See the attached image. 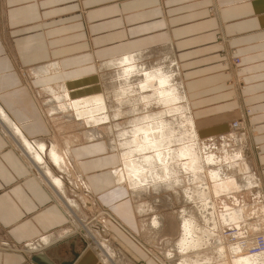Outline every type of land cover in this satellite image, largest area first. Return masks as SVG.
I'll return each mask as SVG.
<instances>
[{
    "label": "crops",
    "instance_id": "1",
    "mask_svg": "<svg viewBox=\"0 0 264 264\" xmlns=\"http://www.w3.org/2000/svg\"><path fill=\"white\" fill-rule=\"evenodd\" d=\"M150 46L169 49L172 83L197 120V131L224 134L229 118L242 120L243 139L234 151L242 152L243 141L249 155L242 153L237 162L251 164L255 181L230 193H237L236 204H222L240 211L238 230L264 233V0H0V109L35 147L50 98L44 88L95 79L102 63ZM231 58L239 64L234 67ZM43 67L48 72L39 73ZM197 118H204V127L199 128ZM217 119L221 124L207 123ZM84 143L73 151L82 169L78 174L90 194L102 200L118 187L111 171H99L118 162L107 146V155L100 145L96 152H82ZM18 153L0 128V243L18 247L16 252L0 251V264H106L80 237L64 235V207ZM102 160L108 164L99 168ZM110 215L108 230L117 236L111 240L127 257L130 242H141L129 228L143 225L134 227L136 213L128 222ZM136 246L153 262L147 264L158 263L147 248ZM120 255L117 264H123Z\"/></svg>",
    "mask_w": 264,
    "mask_h": 264
},
{
    "label": "bare ground",
    "instance_id": "2",
    "mask_svg": "<svg viewBox=\"0 0 264 264\" xmlns=\"http://www.w3.org/2000/svg\"><path fill=\"white\" fill-rule=\"evenodd\" d=\"M158 52L162 54L164 52H169V49L164 48ZM143 57H145L143 54L129 55L104 62L97 67V70L100 69L103 71V69L110 67L120 69L107 75L108 77L117 76L119 78L118 81L109 78V87H103L102 91L98 90L95 92L91 90L94 87H91V89L87 87L80 89L78 98H73V100H68V102H65V97H58L57 100L66 103V109L70 110L72 113L66 116V121H77L84 126V146H89L97 142L98 144L102 143L103 147L107 146L111 151H115L114 154L118 164L112 169L111 176L117 183V186L123 184L124 188L130 193L134 211L137 216L140 217L148 213L147 207L140 201L143 200L151 190L152 192L173 190L183 204H192V208L185 207L177 215L176 221L178 222L177 227H179V236L177 241L172 243L173 245L170 243V250L173 252H166L163 257L160 256L159 258L153 257L151 255L152 253L147 248L148 253L158 262L157 264H175V256L173 255L177 254L179 259L178 264H211L212 257H201L199 251L202 246L204 247L207 244V237L212 235V231L208 228L212 230H214V228L218 229L216 226L217 222L213 220V211L215 209L213 196L219 195L220 193L229 195L240 187L246 188L252 185L255 181V178L252 176L253 174H251L252 167L249 162H237L242 158V152L239 151V149L233 151L234 153L232 155H225L227 158L233 160V162H236L231 169L234 175V180H231L226 177L221 168L213 169L215 162H217V160H214L213 155L204 156L205 159L198 156V147H196V139L198 136L194 128L193 120L188 113L189 111L186 103L183 102L184 98L180 95L179 86L177 83H172L173 72L170 66L174 62L173 58L171 55L165 58L167 61L169 60V65L149 67L136 63V60ZM38 72L46 73L48 70L46 67H43L38 69ZM88 84L89 83L86 84L85 81L84 83H73V81L68 83L71 90L77 87H86ZM158 86L160 87L158 93H155L153 97L157 100V104L165 108L161 110L160 113L151 114L148 115V117L143 115L141 116L143 117L142 119L129 118L127 126L130 129L118 130L115 136L113 128L114 126L115 129L117 128V121H119L121 117L133 116L132 114L138 111L136 108H132L127 112L120 109L123 107V104H130L132 102L130 98H127L130 92H138L145 88L156 90ZM60 89L64 91V86H61ZM48 90L52 92V89L48 88ZM148 98L146 99L148 100ZM140 100H142L141 97ZM111 101L115 102V106L113 105L111 107L113 111L110 108L111 104L109 105ZM147 104L149 103L147 102ZM57 105L59 107L51 110L52 113H57L64 109L63 104L58 103ZM109 110L113 113L111 114ZM140 110L139 108V111ZM179 110L182 111V115L178 117V121L174 118L171 120L163 119L167 114H175ZM64 114L66 115V113ZM134 115L136 116V114ZM147 119L150 123L145 121ZM105 124L107 125L106 137L103 135L104 133L102 134V129L100 130L102 125ZM0 128L8 140L25 156L38 177L42 179V182L48 185L53 195L58 198L63 206L59 204L67 210L68 214L72 216L77 223H80L79 226L83 229L87 237L91 238L97 252L102 256L101 258L108 264H115L116 256L109 243L100 241V237L95 238L96 234L90 231V227L87 224H81L79 220L80 217L77 216L79 211L78 204L64 196L62 181L54 176L44 161L43 155L45 151L43 150L45 146L37 142L35 147H32L22 136L20 130L9 121L8 117L1 109ZM176 140L179 143L185 140L187 141L182 146L180 145L179 148H175L174 145H176ZM190 140H193V144L189 143ZM233 140L237 144L241 139L238 136H233ZM86 141L90 143L88 144ZM66 146L68 147L67 156L70 157V144ZM47 157L50 163L57 169H63L65 166V158L61 156L60 152L57 150V146L50 147ZM73 157L75 159V156ZM78 163L79 161L77 162V168L81 173L82 169ZM209 166L212 167V169H209ZM209 183H212V185ZM83 185L86 187L84 183ZM222 194H220V196ZM225 206L222 207L226 208L227 206ZM229 209L226 208V211L218 214V216L220 215L218 223L222 225L224 223L229 224V228H237L241 225L242 220V216L239 213L240 211L237 212L233 208L231 210ZM191 211L194 212L195 216ZM160 214L158 215L155 213L147 223V226L153 228L157 234L163 230L166 223L165 218ZM197 217L201 219L204 218V224L201 223L200 225V220ZM235 234L241 236L243 234L248 235V233L241 230ZM217 236L215 237V243L211 242L213 244L212 248L215 249V251H213L211 247L210 250L213 251V256L218 260V264H264V249L256 254L243 255L241 253L243 247L238 242L228 244L226 241L217 240ZM46 240L47 239H43L42 242ZM213 240L214 239H212V241ZM253 245V243L246 244L245 247L248 248ZM26 248L31 249L35 247L29 245L26 246ZM117 260L119 262L121 261L119 257Z\"/></svg>",
    "mask_w": 264,
    "mask_h": 264
},
{
    "label": "rangeland",
    "instance_id": "3",
    "mask_svg": "<svg viewBox=\"0 0 264 264\" xmlns=\"http://www.w3.org/2000/svg\"><path fill=\"white\" fill-rule=\"evenodd\" d=\"M160 49H162V48L158 49L155 46H150L149 48H138V49H133V50H127V51H123L122 53H119L117 55V57L120 58L122 56H126L129 54L130 55H137L139 53H143V54L147 53L148 55H145V57L141 58L142 60L141 59L136 60V63L138 65L149 66V67H152V66H159L160 67L162 65L163 66L166 65V64H164V62H167V64L169 65V62H168L169 60L167 61V59H165L166 57L168 58V55H169L168 52H164L161 54L160 52L157 51V50L161 51ZM151 53H153V54H151ZM231 64L234 67L237 66L239 64V59L238 58H231ZM115 70H120V69H115V68H111V67L105 68V69H103V71H101L100 69H98V70L96 69L97 72H96L95 79L85 80L86 84L89 83L85 88L88 87L89 89H91V87L92 88L94 87L95 89L93 88L91 90H93L95 92L98 90L102 91L103 87L108 88L109 87L108 82H110L109 78H113L114 81L119 80V78L117 76H112V77L107 76L108 74L113 73V71H115ZM66 83H68V82H66ZM66 83H64V84L60 83V84H57V86L56 85L54 87L49 86V87L43 89V92L48 94V96H50L49 100L46 102L47 111L42 110L44 114L46 112V115L43 117L45 124L40 125V127L44 131L39 133L38 136L35 137L36 139L33 140V142L34 143L40 142L45 146L46 150H45L44 155H43L44 161H45L46 165L49 167V169L52 171L54 176H56L57 178H59L62 181L63 187H64L63 188L64 189V196L67 199L73 200L78 204L79 211H78L77 216L80 217L79 220H80L81 224L82 225L87 224L90 227V231L93 234H96L97 237L95 236V238L100 237L99 238L100 241L106 242V243L108 242L113 253H115L116 259H117V257H119L120 254H122L123 264H147V262L150 261L149 258L147 257V255L144 252H143L144 253L143 254L142 251H140L138 249L139 247L136 246V245L143 246L144 249L147 248L145 245H143L141 243L142 241L145 244H147L148 249L152 253L151 255L153 257L155 256V257L160 258V256L163 257L166 254V252H168V253L173 252L172 250H170L171 249L170 246L172 243H175L177 241L178 236H179V227H177L178 222L176 221L177 215L179 214V212L183 208H185V207L186 208H192L193 207L192 204H183L182 201L180 200V198H178L176 196V193L173 190H162L159 192H152V190H151L148 193V195H146L143 198V200L140 201L143 203V205H145L147 207L148 213L143 214L140 217L136 215V218L138 220L137 221L134 220V222H133L134 227L136 228V226L138 225L137 222L138 223L140 222L143 225V227H140V228L138 226L139 231L137 229H134V231H133L131 228H129L130 232H132L137 239L141 238V242L139 241V243H137V242L133 241V239H131L136 245L134 243L130 242V246L128 247L129 249L126 252L127 257H126V254L124 252L125 251L124 248L121 247L119 245V243H117L116 239L113 238V241L111 240L112 236L113 235L116 236V234H114L110 229L108 230V226H110V225H107V221H106L108 219L107 216H111L110 213L113 215L116 214L115 216H117V217L119 216L120 217V218L118 217L119 219H121L122 221L125 220L128 222L129 215H130V217L135 216L134 209H133V206H131L132 203L130 202L127 190L124 188L123 184H122L123 186L122 185L117 186L118 187L117 190L112 191L111 196L104 197L101 200L96 195H94V194L91 195L90 191H88L87 188L83 185V180L81 178H79L80 175L78 174L79 171L77 168V162L80 160L76 159L77 156L73 151H75L76 148L79 149L80 145L76 146L77 144L84 142V138H83L84 126L77 121H66L65 120L66 116H68L69 114H72V113L70 110L66 109V103L59 102V100H57V99H58V97H65L66 98L65 102H68V100H73V98H78L80 93L79 92L74 93V91L77 90V88L74 89V91H73L70 89L69 85L67 87ZM61 86H64V91L60 89ZM135 86H137V85H135ZM182 86H183V90H185V86L183 84H182ZM170 87H172V86H170ZM48 88L52 89V92L49 91ZM133 88H135V87H133ZM159 88L160 87L158 86V88L156 90H154L152 88H149V89L145 88V89L139 90L138 92H130V94L127 96V98H130L132 102L130 104L125 103V105L123 104L122 108H120V107L119 108L125 112L131 110L132 108H136V109H138V111L136 113H133L132 114L133 116L121 117L119 119V121H117V123H118L117 128L115 129V126L113 128L115 136H116V132L118 130L121 131V130H129L130 129L127 126V121L129 118L142 119L143 117H141V116H143V115H146L148 117V115H151V114L154 115L155 113H160V111L165 108V107L163 108L162 105L157 104V100H155V97H153L155 95V93H158ZM45 89H47V90H45ZM171 89H173V88H171ZM140 97L142 98V100H140ZM145 97L146 98L149 97L148 100ZM134 98H135V100H134ZM147 102L149 104H147ZM58 103L63 104V107H64L63 110L64 111L62 110V111L57 112V113H52L51 110L55 109L56 107H59L57 105ZM112 103H114V104H112ZM109 105L111 108L113 105L115 106V102L111 101L109 103ZM139 108L142 111L141 110L139 111ZM111 110L113 111V108H111ZM111 110H109V112L112 114L113 112ZM246 112H247V110H246ZM64 113H66V115ZM134 114H136V116ZM181 115H182V111L179 110L175 114H171V115L167 114L166 117H163V119L171 120L172 118H174L175 120L178 121V117H180ZM192 119H193V122L195 124L196 131H197L198 130V126L196 125L197 120L194 118V116H192ZM197 119L200 121V124H202V125H199V128L204 127L203 126V124H204L203 119L204 118H197ZM210 120H208L207 123L221 124V122H222L218 119L216 120L217 122H211ZM145 121L150 123L148 121V119ZM242 124H243V122L239 118H229V122L226 123V125L228 126V129L224 134L214 133L212 135L207 134L208 136H205L204 133L201 134L199 131H197L198 137L196 139V141H197L196 147H198L197 148L198 156L203 157V159H205L204 156L213 155L214 160H217V162H215V165H214L215 167L213 166V169L214 168H221L224 171L226 177L228 179H231V180H234V175H233L231 169H232V166L234 164H236V162H233V160L227 158L225 155H232L234 153L233 151H234V148L236 146V143L233 140V136H235L236 133L239 134L240 139H243L240 136L242 133L241 132L239 133V131H241V129H242ZM100 130L102 131V134L104 133L103 135L106 137L107 125L106 124L102 125ZM49 132H50V134H49ZM245 136H246V134H245ZM78 141H79V143H78ZM176 141H175L176 145H174V147L179 148L180 145L182 146L187 140H185L182 143H179L178 141L177 142ZM30 142H32V141H30ZM189 143L193 144V140H190ZM68 144H70L69 150L71 152L70 153L71 158L67 156L68 155V153H67L68 147L66 145H68ZM73 144H75V145H73ZM97 145H100V150L102 152H105V147H103L102 143L98 144L97 142H95L89 146H87V145L81 146V148H82L81 151L85 152V153L86 152L91 153L94 151L96 152ZM132 145L134 146L133 143H132ZM51 146H57V150L60 152L61 156H63L65 158L66 162H65V166L63 167V169H57L56 167H54L50 163V161L47 157V151L50 149ZM228 146H230V147H228ZM242 146H243L242 147V153L245 157H247V155H249L248 154L249 151L247 150L246 147H244L243 141H242ZM223 149H227V151L229 153L227 151L225 153V151ZM112 152L115 153V151H112ZM18 154L23 158V160L26 163L29 162L20 151ZM103 154L107 155V152H105ZM73 156H75V159ZM223 161H225V164L222 163ZM107 164L108 163L106 161L102 160L100 162L99 168H101L102 166H105ZM30 168H32V167H30ZM205 168H206V166H205ZM32 169H34V168H32ZM112 169H114V165H112L110 169H107V168H105L104 170L100 169L99 172H106V171L109 172V171H112ZM209 169H212V167L209 166ZM62 170H63V172H62ZM96 171H97V169H96ZM96 173H98V171ZM36 176L38 177L37 174H36ZM38 178L40 180H42L40 177H38ZM42 183L46 186V188L49 190V192L55 198V201L57 200V202L62 205V203L58 200V198H56V196L53 195V192L48 187V185L45 182H42ZM111 184L113 185V183H111ZM210 185H212V183ZM111 188H112V186H111ZM212 189H213V186H212ZM234 192L235 191H233V193ZM180 194L182 196L181 192H180ZM220 194H222V193H220ZM220 194L214 195L215 197L213 196L214 202H215V209L213 211V217H214L213 220H215L217 222L216 226L218 227V229L214 228V230H212L211 228H208V229H210V231H212V235L208 236L209 238L207 237V244L204 247L202 246V248L199 251L201 257L202 256L212 257L211 264L218 262V260L215 259L216 257L213 256V254H214L213 251H215V249L212 248L213 247L212 243L213 242L215 243V239H216L215 237L217 236V234H218L217 240L226 241L222 237L221 232H222V230L229 228V224L224 223L222 225V224L218 223V218L220 216V215L218 216V214L221 212L222 208H224L222 206H224L225 204L227 205V203H226L227 201L229 204L230 203H233V204L237 203L235 201V196H234L237 193L234 195L233 194L228 195L226 193H223L221 196H220ZM168 199H169V202H168ZM163 200H164V202H163ZM165 200H166V202H165ZM224 200H225V204L223 205L222 202ZM248 201L251 202L250 199H248ZM169 205H171V206H169ZM131 207H132V209H131ZM155 207H156V209H155ZM113 208H114V212L110 210ZM124 209H125V211H124ZM65 211H66V216L68 218V226L66 227V231H65L66 234H64V235H71V236L76 235V236L80 237V239L84 240L88 246L90 245L93 250H96V249H94L93 244H91V241H92L91 238L87 237V235L84 233L83 229L79 226L80 223L79 222L77 223V221L74 220V218L68 214L66 209H65ZM191 212L194 214L193 211H191ZM155 213L158 215L161 213L160 215L163 218H165V220H166L165 226L163 227V230L159 234H157L153 228H150L147 226V223L149 222L151 217L153 215H155ZM195 213H196V210H195ZM194 216H195V214H194ZM111 219H109V220H111ZM198 219L200 220V225H201V223L204 224L203 223L204 218H202V219L198 218ZM113 221H115V220H113ZM204 230H205V228H204ZM206 231H207V228H206ZM109 232H110V234H109ZM229 234H230V232H229ZM255 234L256 235H263L264 233L262 231H258V232L248 234V235H255ZM219 237H221V238H219ZM208 239H210V240H208ZM212 239H214V240L212 241ZM115 242H116V244H115ZM166 242H169V243H166ZM7 247H9V246L6 244L0 243V251H10V252L14 251V252H16L15 249L18 248V247H13L11 249H8ZM210 247L213 249V251L210 250ZM98 255L100 256V258L102 257L99 253H98ZM173 256H175V260H174L175 264H178L179 263L178 254L173 255ZM150 262L153 263L152 261H150ZM105 263L108 264L107 262H105ZM151 263H149V264H151ZM115 264H117V263L115 262Z\"/></svg>",
    "mask_w": 264,
    "mask_h": 264
},
{
    "label": "built area",
    "instance_id": "4",
    "mask_svg": "<svg viewBox=\"0 0 264 264\" xmlns=\"http://www.w3.org/2000/svg\"><path fill=\"white\" fill-rule=\"evenodd\" d=\"M230 234H229V232ZM239 232V230L235 227L233 228H226L222 230L221 235L225 238L228 244H232L238 242L242 247L243 250L241 253L243 255H251L256 254L264 249V236L263 235H236L235 233ZM254 245L252 247H245L246 244Z\"/></svg>",
    "mask_w": 264,
    "mask_h": 264
}]
</instances>
